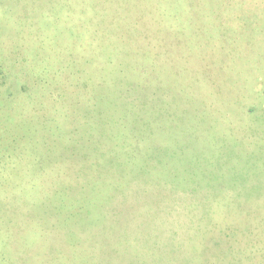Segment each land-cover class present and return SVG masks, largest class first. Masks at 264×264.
Returning <instances> with one entry per match:
<instances>
[{
    "label": "rangeland",
    "instance_id": "374dc122",
    "mask_svg": "<svg viewBox=\"0 0 264 264\" xmlns=\"http://www.w3.org/2000/svg\"><path fill=\"white\" fill-rule=\"evenodd\" d=\"M249 73L210 91V0H0V264H264Z\"/></svg>",
    "mask_w": 264,
    "mask_h": 264
},
{
    "label": "trees",
    "instance_id": "16d2710c",
    "mask_svg": "<svg viewBox=\"0 0 264 264\" xmlns=\"http://www.w3.org/2000/svg\"><path fill=\"white\" fill-rule=\"evenodd\" d=\"M220 1L210 0V91L227 93L230 88L227 86L226 75L231 77V84L235 85L236 81L244 79L251 73H249L250 69L254 68L258 72L264 68V17L262 13L260 15L255 13L251 7H245V0L239 3L237 14H234V10L238 5H231L230 1ZM165 7L164 10L167 12ZM170 10L172 12V9ZM176 36L179 37V34ZM214 130L215 126L210 121V131H212L210 134H213ZM222 135L225 133H221L218 137L212 136L218 139H212L210 143L214 145L221 142ZM222 151L210 154V167L216 165L219 170V163L225 153ZM231 158L228 160V167L224 165V168H229L236 157ZM238 163L241 161L236 162ZM248 164L251 166H245L243 172L237 174L255 172V176L259 173V177L262 176L261 179H264V160L259 163L249 160ZM215 169L214 167L213 170ZM88 211L86 207L81 206L72 212V216L78 219Z\"/></svg>",
    "mask_w": 264,
    "mask_h": 264
}]
</instances>
